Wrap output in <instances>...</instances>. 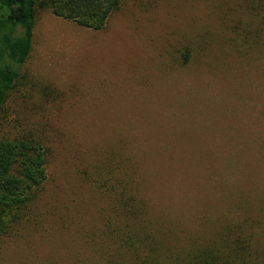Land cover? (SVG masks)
I'll return each mask as SVG.
<instances>
[{"label": "rangeland", "instance_id": "374dc122", "mask_svg": "<svg viewBox=\"0 0 264 264\" xmlns=\"http://www.w3.org/2000/svg\"><path fill=\"white\" fill-rule=\"evenodd\" d=\"M252 1L124 0L99 30L39 13L8 128L45 141L47 178L29 222L0 239V264H102L97 243L118 220L100 188L111 154L126 157L173 258L239 230L264 252V29Z\"/></svg>", "mask_w": 264, "mask_h": 264}, {"label": "trees", "instance_id": "16d2710c", "mask_svg": "<svg viewBox=\"0 0 264 264\" xmlns=\"http://www.w3.org/2000/svg\"><path fill=\"white\" fill-rule=\"evenodd\" d=\"M123 2L0 0V239L29 222L32 207L40 198L47 178L45 141L31 132L18 133L8 128L10 100L26 77L23 67L33 49L39 13L49 10L54 16L80 27L99 30ZM263 6L264 0H258L257 5L251 3V8L261 16L262 29ZM256 37V43L264 41V30ZM182 56L187 61L186 54ZM5 114L6 131L2 123ZM113 156L101 168L100 175L105 178L100 188L107 189L113 215L118 220L115 226L113 223V226L109 223L104 226L102 234L106 236L97 243L96 249L101 253L96 257L103 260L102 264H264V252L254 245L251 235L240 230L188 251L183 260L173 258L152 232L146 207L138 200L136 179L126 169V157ZM111 248L113 252L107 253Z\"/></svg>", "mask_w": 264, "mask_h": 264}]
</instances>
